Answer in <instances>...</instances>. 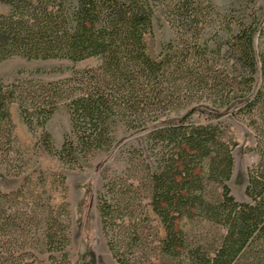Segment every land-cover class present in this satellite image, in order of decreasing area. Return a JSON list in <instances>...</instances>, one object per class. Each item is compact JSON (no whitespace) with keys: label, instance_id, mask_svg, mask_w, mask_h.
<instances>
[{"label":"trees","instance_id":"trees-1","mask_svg":"<svg viewBox=\"0 0 264 264\" xmlns=\"http://www.w3.org/2000/svg\"><path fill=\"white\" fill-rule=\"evenodd\" d=\"M0 4L10 8L0 15V64L14 57L72 63L101 60L97 68L58 82L0 83V149L14 142L9 109L13 103L19 105L29 130L39 128L46 138L47 122L61 104L67 105L75 141L64 143L62 160L72 158L74 149L91 153L110 148L115 120L137 131L153 129V140L176 151L165 162L166 171L155 176L153 202L170 236L175 219L196 205L198 191L204 192L194 165L208 160L209 176L222 183L216 200H200V205L203 217L223 233L212 251L194 250L189 261L264 264V154L248 174L250 202L239 203L227 185L234 166L228 145L214 128L186 123L197 112L220 118L241 115L258 104L264 109L262 21L241 20L235 30L211 0H0ZM159 14L176 39L153 59L146 37ZM217 24L216 35L229 32L227 42L213 51L202 38ZM195 96L200 102L183 116L161 118L160 111H179ZM224 99L229 102L218 105ZM150 114L157 116L156 122L147 126ZM46 148L51 151L50 145ZM8 230L9 225L0 221V234L6 237ZM3 246L0 243V249ZM0 264L17 263L0 254Z\"/></svg>","mask_w":264,"mask_h":264},{"label":"rangeland","instance_id":"rangeland-1","mask_svg":"<svg viewBox=\"0 0 264 264\" xmlns=\"http://www.w3.org/2000/svg\"><path fill=\"white\" fill-rule=\"evenodd\" d=\"M211 2L217 12L227 15L226 23L235 30L241 20L256 18L264 24V0ZM9 11V6L0 4V15ZM218 27L208 28L202 38L213 51L228 38V30L216 35ZM175 39L174 30L157 15L146 37L148 54L158 59ZM259 50L264 53V46ZM214 58L219 60L218 55ZM100 64L99 58L72 63L14 57L0 64V83L58 82ZM191 102L179 111L167 108L159 114L163 119L181 117L200 102V96ZM228 102L224 99L218 105ZM9 109L14 142L0 149V221L4 227L9 225L8 235L0 234L2 256L17 264H193L189 261L192 251L213 250L223 230L203 217L200 200H216L222 183L209 176L208 160L194 165L204 181V192L198 191L196 205L175 219L170 236L153 202L155 176L166 171L165 162L176 151L153 140L155 130L137 131L115 120L110 148L91 153L74 149L72 158L62 160L59 153L64 143L75 141L65 103L45 126L49 138L39 128L29 130L17 103ZM156 117L148 115L147 126ZM186 123L214 128L228 145L234 166L227 185L237 202H250L248 174L264 154L263 107L258 104L241 115L220 118L208 111L197 112ZM172 257L180 259L175 262Z\"/></svg>","mask_w":264,"mask_h":264}]
</instances>
